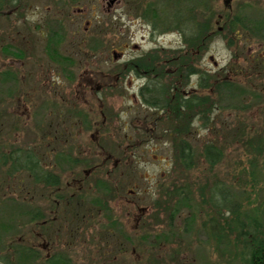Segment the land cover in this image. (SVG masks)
Instances as JSON below:
<instances>
[{"label": "rangeland", "instance_id": "obj_1", "mask_svg": "<svg viewBox=\"0 0 264 264\" xmlns=\"http://www.w3.org/2000/svg\"><path fill=\"white\" fill-rule=\"evenodd\" d=\"M109 1L0 0V264H45L57 252L69 259L59 264H241L242 245L223 224L232 207L241 220L264 224V40L217 28L226 14L264 25V0ZM176 9L187 21H210L212 37L200 50L182 43ZM49 29L72 63L48 57ZM190 53L198 71L181 74V94L204 96L211 82L229 83L220 85L223 99L209 119L196 115L204 104L180 111L196 112L185 137L195 165L185 169L171 136L161 133L167 127L160 115L172 112L136 93L143 74L166 89L173 59L187 61ZM133 60L140 75L112 73ZM58 64H70L69 77ZM210 143L221 152L212 167L199 160ZM16 149L56 173L58 184L34 181ZM96 178L108 186L106 211L97 203L85 208L99 194ZM35 209L47 221L30 223L26 212ZM108 219L116 223L111 233ZM20 244H32L40 258L22 250L10 256Z\"/></svg>", "mask_w": 264, "mask_h": 264}, {"label": "trees", "instance_id": "obj_2", "mask_svg": "<svg viewBox=\"0 0 264 264\" xmlns=\"http://www.w3.org/2000/svg\"><path fill=\"white\" fill-rule=\"evenodd\" d=\"M178 11V12H177ZM226 14L224 16V24L217 28L218 34H225V35H231L236 34L237 31L244 32L249 37H259L261 40H264V25L258 24L253 25V23H249L247 18H244V16L239 14H232L229 15ZM183 14V11L176 9L175 15H173V24L175 25V28L179 30L183 38L184 45L187 46V48H192L195 50H200L203 48V41L210 40L212 37V32L209 31L210 27V21H207L205 25H203V22H191L187 21V16ZM48 34L46 36V42H45V51L48 55V57L52 61L56 62H64V63H72L71 59H68L65 55H62L58 52L57 46L60 43V34H58L57 31H52V29L48 30ZM233 36V35H232ZM232 39L229 38V44L231 45ZM207 43V42H206ZM8 51V50H7ZM193 53L189 54V58L187 61H184L186 58L184 56L177 57L175 60L173 59V64L175 65V73L172 75L169 79L168 85L166 89L159 90V81L156 80V83H150V87H144L141 88L140 95L143 103L157 107L160 110H164L167 108L170 112H172L171 115H163L161 117L160 115L159 119L162 118L164 121L163 123L167 127V129H161V133H166L167 136H171V139L173 141V147L175 150V160H178L181 164V166L185 169H190L194 167V152L192 150V147L190 143L185 140L186 135L189 133L190 125L193 120V113L191 115L180 112L181 110H192V106L194 105H203L204 107L202 109H199L198 113L196 115H199V118L203 120L204 118L209 119L212 115L213 110L219 109V101L223 99V96L220 92H218V89L220 85H225L226 83H229L227 80H217L216 83L211 82L209 86H212L209 93H206L204 96L197 94V93H189L187 98H183L181 96V87L179 84L182 82L179 80L181 74L182 78H187L188 75H192L196 73L198 70L193 66V63L191 62V57ZM18 56V55H17ZM182 59V61H180ZM260 65H264V62L260 61ZM184 64V65H180ZM60 66V70L63 71L66 76L69 77V74L66 73L65 66L64 65H70V64H58ZM124 65V64H122ZM122 65L118 68L116 72H112L116 76L122 77L124 74L122 72V69L120 71V68H123ZM140 64H135L134 60L133 62H130L127 64L128 69L131 67L133 68L134 72L138 75H140ZM145 65V64H144ZM143 68H148V65H145ZM262 68V67H261ZM261 68H258L259 71H261ZM115 69V68H114ZM184 71V74L183 72ZM143 72V71H142ZM140 73V74H139ZM183 78V79H185ZM182 79V80H183ZM203 76L200 77V82L198 83L200 88L205 87V80L203 81ZM232 84V83H231ZM152 87V88H151ZM217 89V90H216ZM168 91L164 95V91ZM216 92V93H214ZM214 94L216 95L214 97ZM166 96V97H165ZM194 108V107H193ZM194 110V109H193ZM165 111V110H164ZM166 112H163L165 114ZM196 117V116H195ZM194 117V118H195ZM160 119V120H162ZM171 120L172 122H175L173 127H171ZM182 123V124H179ZM182 135V136H181ZM21 150V149H16ZM15 150H10L9 154H4V162L7 159H11V154H13ZM22 154L21 160L19 161V165L25 167L29 172L30 175H33L34 181L42 182L43 184H46L47 186H55L59 182V177L56 173L52 172L51 170H45L41 167H39V164H37V161L32 159V154L29 153L27 150H21ZM221 154L220 150L216 148V145H213L212 143L206 144L201 150L200 153V161L205 162L208 164L209 167H212L216 165L217 160L219 159V155ZM10 157V158H9ZM198 160V161H199ZM199 161V163H200ZM3 162V163H4ZM20 166V167H21ZM178 186V185H177ZM93 187L96 194L95 197L91 198L90 203L88 206H85V208L89 207V205H92L93 203H97L98 208H100L101 211H106L109 209V204L105 203V193H102L103 190L107 191L108 186L105 182V179L96 178L93 183ZM184 186L176 187V189H183ZM185 191V190H184ZM187 193H181L183 196V200L187 202L189 199L188 197H185ZM78 203H80V200H78ZM179 204H175V206L170 210L167 221L168 223H172V220L174 219L175 215L180 212L179 210ZM187 205V204H184ZM230 212L232 214V217L228 220L227 218H224V224L225 231H229L230 233H234V239L238 241L242 245V253L240 254V260L241 264H264V224L262 222L258 221L255 217H250L248 221L241 220L239 218V211L232 207L230 209ZM26 213L29 214V220L30 223L35 221L34 223L44 222L46 219L42 218L43 214L40 212L39 209H35L33 212L28 210ZM78 211L74 212V218L77 219V217L80 218L78 215ZM37 219V220H36ZM42 219V220H41ZM41 220V221H40ZM47 221V220H46ZM108 229L107 232L111 233L110 230L114 228L115 220L108 219ZM222 228L221 226L219 229ZM106 229V228H105ZM127 237V236H126ZM129 239V238H128ZM18 241V240H17ZM20 242H18L19 244ZM22 243V242H21ZM25 251V254H29L33 258H40V253L37 252V248L32 246V244H26L23 245H16L12 252H10V256L12 253H18L17 256L21 253H24L22 251ZM4 257L3 259H9V255L5 254L2 255ZM1 258V257H0ZM45 264H59V263H66L69 261V259L61 255L59 252L53 253L48 258H44Z\"/></svg>", "mask_w": 264, "mask_h": 264}, {"label": "flooded vegetation", "instance_id": "obj_3", "mask_svg": "<svg viewBox=\"0 0 264 264\" xmlns=\"http://www.w3.org/2000/svg\"><path fill=\"white\" fill-rule=\"evenodd\" d=\"M120 54H123L122 52H119ZM123 55H121V57H122ZM127 64H129V63H125L124 65H123V70H124V75H130V74H136L135 72H134V70H133V68L131 67L130 69H128V67H127ZM126 75V76H127ZM140 77H143L144 79H145V82L143 83V85L141 84L140 85V87H138V89H137V95H138V97L140 98V101H142V99H141V95H140V91H141V88H144V87H148L149 85H150V83H156V79L153 77V78H150L149 76H147V75H145V74H143L142 76H140ZM150 87V86H149ZM152 88V87H151ZM181 96L183 97V98H187V96H188V94H185L184 92L181 94Z\"/></svg>", "mask_w": 264, "mask_h": 264}, {"label": "water", "instance_id": "obj_4", "mask_svg": "<svg viewBox=\"0 0 264 264\" xmlns=\"http://www.w3.org/2000/svg\"><path fill=\"white\" fill-rule=\"evenodd\" d=\"M113 2H114V0H110V1H109V4H111V3H113ZM114 57H115V55H114Z\"/></svg>", "mask_w": 264, "mask_h": 264}]
</instances>
